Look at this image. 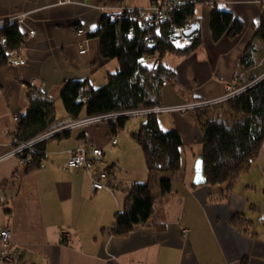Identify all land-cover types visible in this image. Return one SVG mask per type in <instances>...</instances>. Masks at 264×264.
Here are the masks:
<instances>
[{
  "label": "crops",
  "instance_id": "0c3cea01",
  "mask_svg": "<svg viewBox=\"0 0 264 264\" xmlns=\"http://www.w3.org/2000/svg\"><path fill=\"white\" fill-rule=\"evenodd\" d=\"M153 3L0 0V25L17 22L25 36L16 55L25 63L0 67V155L9 150L15 138L18 115L29 104V86L54 99L55 107L67 80L88 79L95 86L103 84L118 63L100 55L99 40L89 37L91 29L103 15L125 8L148 9ZM198 5V44L186 55L169 56L167 65L175 71V79L162 86V105L221 96L232 78L239 75L242 79L249 73L238 74L237 63L253 40L264 2L218 0L219 8L245 25L240 34L219 40L213 39L209 26L213 7L208 3ZM80 28L85 32L78 34ZM30 31L34 34L29 35ZM254 43L258 49L253 70H263L264 48H260L258 39L254 38ZM82 44L86 47L83 53ZM53 116V123L72 118L65 110L57 114L55 108ZM191 116L194 118L195 113ZM184 117L174 116L170 128L179 131L184 147L191 145V138L201 142L196 117ZM138 128L136 125L117 137L109 124L100 122L62 132L41 144L42 166L29 172L19 155L0 161V229L10 230L8 249L13 254L11 260H2L0 254V264H264V143L250 169L238 177L222 200H212L218 187L191 186L194 171L187 178L184 165L175 174L180 178L174 182L175 175L172 177V191L156 193L153 213L146 223L135 225L123 235L113 233L115 214L124 205L123 188L147 179L142 149L131 133ZM113 136L116 144L111 143ZM86 143L103 151L94 167L67 168V150ZM192 155L197 162L201 151ZM182 156L186 162L185 148L181 165ZM108 167H112L108 188L92 190L93 176ZM238 213L249 220L244 231L230 224ZM183 229H187L186 234Z\"/></svg>",
  "mask_w": 264,
  "mask_h": 264
},
{
  "label": "trees",
  "instance_id": "16d2710c",
  "mask_svg": "<svg viewBox=\"0 0 264 264\" xmlns=\"http://www.w3.org/2000/svg\"><path fill=\"white\" fill-rule=\"evenodd\" d=\"M217 1L183 0V5L170 11L162 21H156L158 12L152 9L148 10L149 14L139 8H125L103 15L89 37L99 40L100 55L105 59H115L117 69L109 72L106 81L99 86L88 79L65 81L60 92L64 110L76 118L162 105V86L175 79V71L164 62V58L170 54L186 55L198 44L196 37L191 47L178 50L171 44L169 36L173 27L197 22L196 5L214 3L209 23L214 40L224 36L231 38L244 30V23L231 12L219 8ZM156 4L158 0H154L153 5ZM254 38L264 43V10L253 40L247 44L237 63L238 74L249 71L242 79H238L239 75L235 77L238 86L245 89L226 100L221 108L195 110L201 130L205 184L219 189L212 197L214 201L222 200L238 177L250 169L264 143V69L253 70L257 52ZM24 40L17 22L6 21L0 25V67L10 63ZM28 100V107L18 115L14 136L19 141L43 132L54 119V99L44 96L39 88L29 86ZM144 117L133 137L143 151L147 179L123 188L126 192L124 205L114 219L113 233L116 235L126 234L135 225L146 223L153 213L156 193H170L172 177L182 170L183 141L179 131L162 129L157 114ZM127 119L120 117L109 121L111 131L115 134L122 130ZM41 144L43 142L35 146V151L28 156L29 161L23 163L25 171L42 166ZM111 169L106 168V172L109 174ZM160 172H169L170 176L160 177ZM248 223L249 220L239 213L230 219V224L240 231H244Z\"/></svg>",
  "mask_w": 264,
  "mask_h": 264
},
{
  "label": "built area",
  "instance_id": "2783aa9c",
  "mask_svg": "<svg viewBox=\"0 0 264 264\" xmlns=\"http://www.w3.org/2000/svg\"><path fill=\"white\" fill-rule=\"evenodd\" d=\"M183 5V0H163L161 3L153 5L147 9L145 12L148 13V10L157 11V15L155 16L156 21L164 20L166 15L177 7H181ZM213 7L214 3H210ZM194 23H189L184 27H173L172 32L169 36V40L171 44L178 50H183L192 46L194 40L198 36V30H194L191 34H186L185 31L192 29ZM95 28L91 29L94 31ZM85 30L80 28L77 29L78 34L84 33ZM34 32L30 31L29 35H33ZM86 47L82 44L80 45V52L83 53L86 50ZM10 63L12 65H23L25 60L20 56H13L11 58ZM245 87H239L237 79L232 78L225 86V93L221 96L214 97L211 99H194L190 100L184 104L176 105V106H165V105H156L149 107H140L133 110L128 111H112L107 113H99L92 115H83L76 118H71L70 120H61L59 122L51 124L46 130L37 134L36 136L19 141L17 138H13L11 141V147L9 150L0 155V161L9 157L16 155H26L27 157L22 158V163L28 162V156L32 151H35V146L49 138L55 137L62 132L72 130L74 128H79L82 126L97 124L103 121H111L120 117H138V116H147L150 114H160L163 112H173L174 110H200L203 108H207L209 106L224 102L228 100L230 97L241 93ZM111 143L116 144L117 139L115 136L111 138ZM102 149L93 146L92 144H81L74 148L67 150V159H66V167L67 168H77L82 167L86 170H91L98 158L102 156ZM109 175L106 170H99L92 178L91 189L92 190H100L103 188H108ZM183 234H186L187 229L182 230ZM11 234L8 228L0 229V242L2 244L1 250V259L2 260H11L12 255L8 249V243L10 242Z\"/></svg>",
  "mask_w": 264,
  "mask_h": 264
},
{
  "label": "rangeland",
  "instance_id": "374dc122",
  "mask_svg": "<svg viewBox=\"0 0 264 264\" xmlns=\"http://www.w3.org/2000/svg\"><path fill=\"white\" fill-rule=\"evenodd\" d=\"M162 1L163 0L158 1V4L161 3ZM199 6L200 5H198V7ZM152 7H154V6H152ZM141 10L143 12H145L147 9H141ZM197 11H199V8H197ZM197 37H199V36H197ZM259 46H260V48H264V43L260 41ZM257 49H258V47H257ZM169 56H171V54L170 55H167L164 58V62L166 64L169 61V59H168ZM224 103H225V101L224 102H221V103H218V104H215V105H212V106H209L207 108H210V109L211 108H221ZM177 105H179V104H177ZM171 106H176V104L175 105H171ZM54 108H55V112L57 114L60 113V111L64 110L61 101H58V103L55 105ZM173 112H174L173 114H170L169 112H163V113L157 114L158 121H159V124L161 125L162 129L164 128V130H169V129H171L170 127H173V126H171V124H172V122L174 120V118H173L174 116L177 117V118H180V116H185L184 119H186V120H189V118L193 120L195 118V117L193 118L191 116V113L194 114L195 113V110H186V111H183V110H174ZM172 115H174V116H172ZM144 118L145 117H143V116L130 117V118H128L127 121H126V123H125L124 128L118 132L117 137H118L119 133L124 132L127 129H132V128H134V126L139 125L138 123L140 121H143ZM102 123L109 124V121H103ZM178 123H179V121H178ZM197 124H198V122H197ZM182 129H184V134L186 136H188L189 134H188L186 128L185 127L184 128L182 127ZM137 131L138 130H136V132ZM131 133H135V132H131ZM192 137H194V135ZM190 143H191L190 146H185V147H184V145L182 146V153L184 152V148H185V151H186V153L188 155V158H187V160L185 162V159L182 156L183 159H182V165H181V167H183V168H184V165H187L186 166L187 167V178H189V179L191 178V175H192L193 171L195 173V166H196V163H195L196 161H194V158H193V155L192 154L193 153L198 154L201 151V142L198 139L191 138ZM190 148L192 150H190ZM141 156L144 158L143 151H141ZM123 160L125 161L124 158H123ZM143 164H146L145 163V159H143ZM141 167H142V162H141ZM143 169L147 170L144 165H143ZM160 175H162V176L167 175L169 177L170 176V173L169 172H160ZM176 175L174 176V182L177 181L176 178H180L179 176H176ZM263 208H264V206H262V209Z\"/></svg>",
  "mask_w": 264,
  "mask_h": 264
},
{
  "label": "water",
  "instance_id": "95a60500",
  "mask_svg": "<svg viewBox=\"0 0 264 264\" xmlns=\"http://www.w3.org/2000/svg\"><path fill=\"white\" fill-rule=\"evenodd\" d=\"M199 25L197 23H194V26L192 27V29L185 31L186 34H191L194 30H198ZM206 183V179L203 175V162L201 160V158H199L196 162V166H195V173H194V177L192 179V184L194 185H203Z\"/></svg>",
  "mask_w": 264,
  "mask_h": 264
}]
</instances>
